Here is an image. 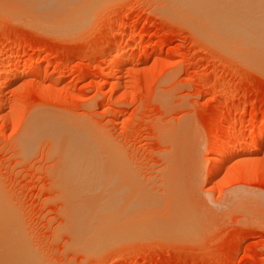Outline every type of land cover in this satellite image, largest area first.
Returning <instances> with one entry per match:
<instances>
[{
	"label": "rangeland",
	"instance_id": "374dc122",
	"mask_svg": "<svg viewBox=\"0 0 264 264\" xmlns=\"http://www.w3.org/2000/svg\"><path fill=\"white\" fill-rule=\"evenodd\" d=\"M90 1L59 34L0 11V228L13 256L5 263L264 264V72L194 33L167 0ZM226 4L264 28V0ZM52 119L77 125L109 166L117 156L143 193L155 195L169 174L164 184L198 221L185 218L184 235L77 240L72 215H93L109 171L97 167L103 177L94 179L87 167L84 180L66 170ZM225 145L229 156L209 175Z\"/></svg>",
	"mask_w": 264,
	"mask_h": 264
},
{
	"label": "bare ground",
	"instance_id": "6f19581e",
	"mask_svg": "<svg viewBox=\"0 0 264 264\" xmlns=\"http://www.w3.org/2000/svg\"><path fill=\"white\" fill-rule=\"evenodd\" d=\"M226 1L228 2V0H167L168 4H170V8H172V11L177 16H179L185 22V24L190 26L191 29L194 30V33L197 32L198 34L201 35L200 37L204 36L205 39H208L206 40L207 42H209L210 40L211 41L210 44L213 46L217 45L216 47L217 48L220 47L219 48L220 50L222 49L221 47L222 45L223 49H226V51L228 48V50L231 49L229 51H234L239 53L240 55H245V58L248 57L249 59H251V61L253 62L255 61L254 62L255 65L259 66L262 72H264L263 71L264 70V38L259 37L260 33L258 34L257 37L256 32H258L259 30L257 31L255 29L256 26H258V28H260V26L257 24V22L256 25L252 22L249 23L242 22L239 19L240 11L236 9L235 6L234 7L227 6ZM89 2L91 1L89 0ZM85 3H88V0H0V11L1 13L8 12L13 15L18 14L17 15L18 17L20 16L19 14H21V17L23 14L24 18L25 16L27 17L25 19L26 20L25 22L30 23L36 27H40V29L42 28L43 31L46 29L45 31L47 32L55 31V33L58 32L59 34V32L65 33L70 30H73V28H75L78 25L76 20H78V22H81L80 18L77 19V17L75 18L74 16L76 14H79L80 12H84L83 9L86 8V6L88 8V5L89 6L91 5L90 3H88V5H86ZM87 8L85 10L86 12L88 11ZM83 22L81 24H83ZM255 30L256 32L254 33ZM260 30L263 32L264 28H260ZM213 42L216 44L214 45ZM217 43L220 46H218ZM52 121L54 120L52 119ZM64 122H65L64 124H61V122L54 121L55 127L53 124H51L50 127V123H49V127L47 126V128L55 129L57 130V132L59 131L60 133H62V135L65 138L63 145L64 146L63 153H62L64 157L63 166L65 167V169L66 170L78 169L79 171L77 170L76 171L79 173L81 177L84 176V180H86L85 179L86 171L83 172L84 171L83 169L87 167H91L92 172H90V174L92 173L94 179L95 178L97 179L99 176L98 175L99 173H97V167L99 166L102 168L104 167L107 169L106 170L107 172L109 171L108 175H106L107 181L106 180L105 182L101 180L100 181L102 183L104 182L103 184L105 185L111 184L110 188L104 190V188H102L103 185H100L102 183L100 184L98 183L101 186V188L99 189L100 190L99 193L101 194V196H99L98 194L93 198V203H91L92 206L89 209V211H91L93 214L91 217L89 218L84 217V219L85 218L87 219L85 221H82L81 219L80 222L82 223H80L78 221V216H77L78 214L72 215L73 216L71 218L72 225L70 230L73 231V233L75 234V238L77 240L83 239L85 237L84 235H86V237L87 236L89 237V239H85L86 241L87 240L91 241L90 239L93 238L94 236L97 237L98 239L100 237L107 236L110 233L122 234L126 232V234H129V233H139L144 231L146 232L151 231L150 233H152V231L154 232L155 229H157L155 231L157 233V231L160 232V230L162 229V231L163 232L165 231V233L167 231L168 233L169 232L173 234L178 233L179 235V233L183 234L187 232L186 231L187 227L188 230H190L189 226H187L189 225V223L187 222L188 224H186L185 220L187 219L186 221H188L191 219L192 222L193 219L192 217H190L191 215L189 213H187L188 215L187 217H185L182 211L180 205L181 202L178 201V199L182 197L180 196L181 193L180 194L178 193L179 195L178 194L176 195L175 193L179 192V190L176 188L178 191L174 192V194L179 198L177 199L174 198L176 196H174V194L171 191V189L174 188L170 189L168 184L166 185L164 184L167 182L166 179L164 180V177L165 178L170 177L169 174L167 177L166 175L163 176V180H162L163 185L160 183L161 184L160 189L157 190L155 195H152L151 193L148 192L143 193L140 189H138L131 183L132 179L129 176L130 174L129 173L126 174V172L129 171L126 170L127 168L125 169V172L123 171L122 169L123 166L121 165L122 166L121 167L119 165L120 163L117 161L118 160L117 156H116L117 160L116 159L114 160L115 161L114 165L111 164L112 166H109L110 162L108 163V161H106V158L99 155V152L97 151V145L94 143L95 141L92 142L90 139H88L87 136H85L81 132L80 128H76L78 127L77 125L74 126L73 125L74 123L70 124L71 121L70 122L68 121V123H66V121ZM263 134H264V129L258 136V143L261 140ZM253 150H255L254 146L251 148L250 151L252 152ZM218 153L219 156L218 154L217 156L219 158L218 160H214V163L212 164L209 170L210 172L209 175L214 174V172L218 170L220 161L224 160L227 156H229L226 145ZM116 162H118V164ZM108 168L111 169L108 170ZM99 170L104 171L102 169ZM66 173H68L67 174L68 176L67 175L66 176L69 177L70 172L66 171ZM102 177L99 179H102ZM89 178H91V176H89ZM84 180L82 179L83 182ZM94 181L96 184H93V187H95V190L97 191L96 189L97 182L96 180ZM86 183L88 182L86 181ZM87 185L90 184L88 183ZM132 185L134 186V188ZM164 185L168 186L169 188L168 187L166 188ZM169 185L171 186V184ZM92 189L90 188V190ZM81 190H83V188ZM85 190L90 191L89 189H85ZM103 191L104 194H102ZM92 193L95 194L97 192L92 191ZM92 193H90V195ZM84 215L87 216L88 213H84ZM89 219L93 222L91 221L89 222ZM196 220L197 219L195 218V222L193 221L192 223H196ZM11 227L12 226L7 228L9 230L11 229L13 230V228H15V226L12 228ZM14 230L12 231L13 233L11 234V236L14 234ZM148 233L149 232H147V234ZM7 235L10 236V233H8ZM20 238L21 237H19V239ZM6 239L7 237L4 231L2 230V228H0V264H6L5 263L6 261L13 260V256L11 255L10 252L11 250L9 248L10 243L12 242H8L9 238L8 240ZM70 240L71 242L73 241L71 238ZM77 240L76 242H78ZM85 240L83 241V243L86 242ZM19 242H20L19 244L24 243L20 240ZM85 244H81V246H85ZM19 247L20 246H18V248ZM21 248H19V250Z\"/></svg>",
	"mask_w": 264,
	"mask_h": 264
}]
</instances>
